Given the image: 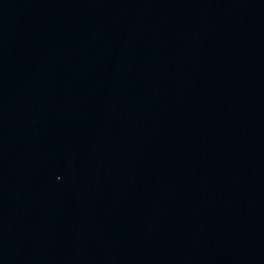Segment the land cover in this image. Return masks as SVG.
Wrapping results in <instances>:
<instances>
[{
    "label": "water",
    "instance_id": "obj_1",
    "mask_svg": "<svg viewBox=\"0 0 264 264\" xmlns=\"http://www.w3.org/2000/svg\"><path fill=\"white\" fill-rule=\"evenodd\" d=\"M0 264H264V0H0Z\"/></svg>",
    "mask_w": 264,
    "mask_h": 264
}]
</instances>
